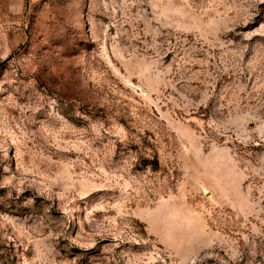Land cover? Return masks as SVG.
<instances>
[{
    "label": "rangeland",
    "instance_id": "374dc122",
    "mask_svg": "<svg viewBox=\"0 0 264 264\" xmlns=\"http://www.w3.org/2000/svg\"><path fill=\"white\" fill-rule=\"evenodd\" d=\"M0 264H264V0H0Z\"/></svg>",
    "mask_w": 264,
    "mask_h": 264
}]
</instances>
